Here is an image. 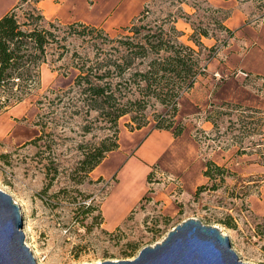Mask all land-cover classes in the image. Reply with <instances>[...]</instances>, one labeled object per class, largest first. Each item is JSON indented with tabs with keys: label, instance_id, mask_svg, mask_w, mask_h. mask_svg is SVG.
<instances>
[{
	"label": "rangeland",
	"instance_id": "374dc122",
	"mask_svg": "<svg viewBox=\"0 0 264 264\" xmlns=\"http://www.w3.org/2000/svg\"><path fill=\"white\" fill-rule=\"evenodd\" d=\"M88 1L92 4L94 0ZM236 1L250 7L246 24L256 25L264 19V0ZM236 1L220 8L209 0H95V14L114 4L121 9H116L119 15H124L121 12L133 3V8L125 12L126 18L95 26L102 35L114 39L133 35L139 41L145 33L155 32L199 52L198 70L202 72L193 90L200 92L205 87L208 104L199 107V115L193 114L191 91L181 94L174 118L175 124L184 125L183 139L173 152L164 154L163 163L152 164L141 181L132 178V170L121 174L123 153L133 151L142 138L132 137L131 132L152 130L157 115L166 112L167 106L151 97L136 120L132 119L135 112L120 116L118 147L85 173L78 163L85 146L112 133L113 128L108 129L110 122L89 108L78 89L71 88L77 74V69L70 66L71 52L92 57L100 46H109L96 31L69 34L64 29L65 24L79 20L43 15L46 21L60 25L57 33L60 39L65 37L61 42L69 48V54L52 63L56 44L49 48V61L41 66L38 84L21 101L11 100L0 107V189L19 206L25 242L30 244L26 243L38 264L130 259L144 246L160 242L188 218L218 227L242 261L264 264V76L230 64L229 69L224 67L229 59L226 48L234 36L224 30V19ZM29 6L24 3L16 9L20 21ZM138 18L145 28L136 35L125 30ZM172 25L179 33L170 29ZM202 29L208 32V39L201 36L205 47H198L190 36ZM210 47L216 49L208 59ZM242 48L248 50L245 44L239 50ZM215 92L224 99L213 101ZM224 101L242 107H216ZM215 109V125L208 120L212 127L202 128L200 120ZM141 121L143 125L135 128ZM207 160L222 168L212 178L203 175ZM141 182L146 192L131 205ZM115 206L118 212L112 216L110 208Z\"/></svg>",
	"mask_w": 264,
	"mask_h": 264
},
{
	"label": "trees",
	"instance_id": "16d2710c",
	"mask_svg": "<svg viewBox=\"0 0 264 264\" xmlns=\"http://www.w3.org/2000/svg\"><path fill=\"white\" fill-rule=\"evenodd\" d=\"M40 0H18V2L0 17V107L9 101L18 102L39 82L40 69L47 63L49 48L56 44L57 54L54 63L69 54V48L57 33L58 24L46 21L38 8ZM30 4L20 21L16 9L23 4ZM125 30L136 35L146 26L138 18ZM26 26V27H25ZM28 26V27H27ZM82 29L77 30L76 27ZM69 34H81L84 30L96 31L103 36L108 48L97 49L92 56H81L76 51L71 52V67L77 69L73 87L83 94L90 109L96 110L110 125L107 132L98 142L85 146L79 168L85 173L93 170L107 153L118 147L117 119L129 112H135L132 119H137L138 111L146 102L154 97L160 104L167 106L166 112L157 115L154 128L171 130L174 137L179 136L184 125L175 124L178 99L194 84L199 71L198 51L187 44L170 39H163L160 33L147 32L142 40L135 41L133 35L121 38H109L102 35L98 27L82 22H72L64 25ZM172 31H176L172 25ZM229 36L233 30L224 26ZM163 32V31H162ZM167 33V32H164ZM208 36L205 29L194 30L190 39L198 47H205L200 37ZM225 45V44H224ZM216 47H210L208 59L214 56ZM150 59L148 60V58ZM142 58V59H141ZM147 58V60H145ZM137 59H141L136 63ZM140 65V67H139ZM129 93L131 95H129ZM239 104L224 101L216 107ZM256 112L261 110L255 109ZM218 111L208 112L206 120L213 125L212 116ZM143 118V117H142ZM143 122H137L135 128H140ZM222 168L211 160H207L203 175L212 178Z\"/></svg>",
	"mask_w": 264,
	"mask_h": 264
},
{
	"label": "crops",
	"instance_id": "0c3cea01",
	"mask_svg": "<svg viewBox=\"0 0 264 264\" xmlns=\"http://www.w3.org/2000/svg\"><path fill=\"white\" fill-rule=\"evenodd\" d=\"M3 1L4 0H0V17L8 12L18 2V0H7V2L2 5L1 2ZM209 1L212 5L220 8H228L229 5L233 3L229 2L232 0ZM132 4L133 3L130 4L129 8L126 7L125 9L130 10ZM38 6L42 14L47 17L58 16L62 19L79 20L92 26H104L109 19L110 21L108 23H112L117 18H126L125 12L127 11H123L124 13L121 12V14L124 15H119L120 12L116 11L117 7L114 6V4H111L106 11H101L98 14H95L93 13L95 8V0L92 4H90L88 0H40L38 2ZM249 9V6L244 4L241 5L238 3V1H236V4L232 6L231 12L224 19V25L227 28L233 30L234 33V36L231 38V41L228 43L226 48V50H228L227 57H229V59L226 60V65L224 67L229 69L230 64L231 67L236 66L241 70H246L253 74H260L264 76V19L260 20L256 25L249 22L246 24L250 13ZM117 10L120 11L121 9L119 8ZM73 17L74 19H71ZM111 19H113V21H111ZM204 38L208 39L207 37ZM242 44L243 47L245 44L248 47V50H244L245 48H242L243 51L239 50ZM234 46H236L237 50L235 49V52H231V50H234ZM249 46L251 48H249ZM223 88L224 84L219 87L217 92ZM189 90L191 91L189 97L195 109L193 114L199 115L201 112L199 107H205L208 104L207 98L205 99L204 97L206 88L203 87V89H200V92H194L195 89L193 90L192 86ZM217 92L213 94V96L216 97L214 98L216 100H213V97L212 100L221 101L224 99L223 96L221 97V95L219 98L217 96ZM199 123L204 129H209L212 127V124L206 119L200 120ZM143 130L144 129L140 128L131 132L132 137L134 136L137 138L142 135V138L139 140L133 151L129 152L128 154H126L127 152L123 153L125 154V160L124 167L121 171V174H124V172L127 170L134 171L132 178H139V181L145 178L152 164L161 162L163 163L164 154L173 152L176 144L183 139L185 134L184 130V132H182L179 136L174 137L171 130L167 129L153 128L152 130L145 132ZM136 164H139V166ZM128 166H132L131 168L133 169H129ZM146 188L147 187L141 182L138 193L134 197L131 205L135 204L137 201H140L142 195H144L146 192Z\"/></svg>",
	"mask_w": 264,
	"mask_h": 264
},
{
	"label": "water",
	"instance_id": "95a60500",
	"mask_svg": "<svg viewBox=\"0 0 264 264\" xmlns=\"http://www.w3.org/2000/svg\"><path fill=\"white\" fill-rule=\"evenodd\" d=\"M20 208L0 189V264H38L25 242ZM98 264H250L232 249L227 235L216 226L188 218L153 245L130 259L103 260Z\"/></svg>",
	"mask_w": 264,
	"mask_h": 264
},
{
	"label": "bare ground",
	"instance_id": "6f19581e",
	"mask_svg": "<svg viewBox=\"0 0 264 264\" xmlns=\"http://www.w3.org/2000/svg\"><path fill=\"white\" fill-rule=\"evenodd\" d=\"M130 173V172H129ZM132 182V181H131ZM106 204H104V209H106ZM117 206H119V205H117ZM117 206H115V207H111L110 208V211H111V213H112V216H114V215H116L117 214V212H118V207ZM27 243V242H26ZM28 244V243H27ZM28 246L30 247V244H28Z\"/></svg>",
	"mask_w": 264,
	"mask_h": 264
}]
</instances>
